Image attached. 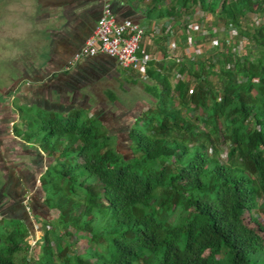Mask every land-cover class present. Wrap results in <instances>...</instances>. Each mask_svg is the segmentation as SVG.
<instances>
[{"label": "trees", "instance_id": "1", "mask_svg": "<svg viewBox=\"0 0 264 264\" xmlns=\"http://www.w3.org/2000/svg\"><path fill=\"white\" fill-rule=\"evenodd\" d=\"M116 1L146 21L171 19L174 38L165 28L153 51L141 42L140 56L156 53V46L165 55L147 63L145 81L133 71H115L119 64L108 55L84 58L53 77L65 82L59 92L72 95L66 105L47 97L49 111L14 126L16 139L35 144L34 156L46 168L33 177L32 209L21 194L17 206L0 214V264H255L250 257L264 253V238L245 215L257 223L254 213L264 218V0ZM107 2L118 22H137L119 15L110 0H96V14L66 12L56 35L69 46L66 55L92 35ZM196 23L202 52L177 62L168 43L185 48ZM84 60L93 71L77 68ZM98 62L107 64V73L143 84L149 99L133 123L124 126L120 116L92 114L84 105V87L105 73ZM105 94L121 105L114 90ZM34 121L42 122L45 135L26 133ZM123 132L126 153L118 147ZM15 177L6 190L19 184ZM30 217L42 231L32 257ZM81 239L83 252L75 247Z\"/></svg>", "mask_w": 264, "mask_h": 264}, {"label": "rangeland", "instance_id": "2", "mask_svg": "<svg viewBox=\"0 0 264 264\" xmlns=\"http://www.w3.org/2000/svg\"><path fill=\"white\" fill-rule=\"evenodd\" d=\"M23 1L0 0V192L6 190L5 185L9 186V181L15 177V174L19 178V184L15 179L14 185L10 186L11 189H15H8L4 192V200H0V204L4 203V208H2L3 206L0 208V214L10 212L11 208L17 206L14 202L18 201L21 194L26 199L24 204H28V208L25 206L28 210L32 209L36 203L35 197H30L29 193L32 191L33 177L39 178L42 174L39 172L40 166L42 165L45 170L46 161L43 157L38 159L34 156L36 155L35 150H37L35 144L29 146L22 138L16 139L17 136L13 128L17 125L23 127L21 117L26 119L32 115L39 118V113L49 111L44 105L46 98L51 100L59 98V90L52 94V98L51 89L61 87L60 85L65 83L64 81L63 83H61L62 81L44 83V78L38 75L49 69L46 64L49 60L47 58L49 44L42 32L46 29V21L42 14L45 12L38 11V4L34 1L28 2L26 7L20 5ZM30 7L32 8L28 11ZM213 19L210 17L209 21L212 22ZM215 43L213 42V44ZM32 83H36V85L33 86ZM85 87L83 95L79 96L82 99L87 98L84 105L91 109V113L111 112L112 116L113 114L115 117L120 116L124 126L133 123L135 115L141 108L147 106L149 99L141 82L136 84L127 82L116 72L99 75L94 78L90 87ZM108 89L114 90L120 96L121 105L109 102L105 94ZM43 98L45 99L42 102ZM107 118L109 122H113V119ZM41 127L42 122L34 121L32 128L26 133H36L38 137H41L45 135ZM114 127L111 129L113 130ZM119 135L118 147L120 151L126 153L128 152L126 134L123 132L122 135L121 133ZM27 150L35 151V153L29 154ZM20 171L21 174H18ZM36 186L37 182L35 181L33 188ZM35 190L33 189L34 192ZM11 216L16 215L12 214ZM253 217H257L259 226L248 213L245 215L246 223L250 227L259 229L264 238V230L261 229V227L264 228V218L258 217L257 213H254ZM29 219L34 228V234L29 240L32 257L36 250L38 251L36 242L41 238L42 231L36 219L32 217ZM75 247L79 252H83L87 243L81 239L77 241ZM34 249L36 250L33 251ZM21 257L22 255L18 259L20 260ZM250 259L255 264H264V253L256 252L251 255ZM28 264H31V261Z\"/></svg>", "mask_w": 264, "mask_h": 264}, {"label": "built area", "instance_id": "3", "mask_svg": "<svg viewBox=\"0 0 264 264\" xmlns=\"http://www.w3.org/2000/svg\"><path fill=\"white\" fill-rule=\"evenodd\" d=\"M172 25V21L169 22ZM166 31L170 40H173L175 31L168 25ZM202 25H191L188 31L190 37L185 48L178 47L174 41L168 43L169 55L181 62L185 56L192 57L201 54L202 49L197 45V32ZM215 32V28L212 29ZM147 28L138 22L126 19L118 22L111 13L109 4H106L102 16L91 36L87 38L84 45L68 61V68H75L77 64L88 57H96L100 54L115 58L119 66L126 71H133L141 80H147V63L152 60H163L165 55L162 51L146 53L140 56L141 42L146 35ZM209 33V32H208ZM182 48V49H181ZM194 87H192V90Z\"/></svg>", "mask_w": 264, "mask_h": 264}, {"label": "crops", "instance_id": "4", "mask_svg": "<svg viewBox=\"0 0 264 264\" xmlns=\"http://www.w3.org/2000/svg\"><path fill=\"white\" fill-rule=\"evenodd\" d=\"M33 1L38 4L37 6V8H39L38 11L45 12L42 14L44 16L43 17L44 20L46 21V29L42 30V32L46 38L47 43L49 44V47H48L49 50L47 53L48 55L47 58H49V60H48V63H46L47 66H49V69H46L44 72L45 77H44L43 82L44 83L55 82L53 78L54 76H56L58 73H61L58 77H62L61 76L62 72L71 70L70 68H68V61L72 58V56L78 50H80V48L84 45L85 41L87 40L86 39L84 43L77 45L69 56L66 55L65 49L69 50V46L67 44H63L62 42H60L58 38L56 37L57 34L62 32V28L67 22V19H66L67 16L65 17L66 12H68L73 17L82 16L84 13H87V12L91 14L92 12H94L96 14L97 13V10H96L97 3H96V0H24L22 4L20 5H23L26 7L28 2L30 3ZM110 1H114L115 3L117 2L116 6H117V12L119 13V15H122V14L132 15L133 18L138 23L146 26L147 32L142 41H145V45L151 47V50L153 51V45H155V40L159 38L158 35L160 34V32L163 31V29L166 28L167 24H169V22L172 20L169 18H164L162 20L146 21L144 16L138 10L135 11L134 9H132L128 3L126 4L124 2L116 1V0H110ZM78 2H83V5L80 6ZM106 4H109V3L107 2ZM106 4L104 5V7L106 6ZM139 7L142 9L145 7V5H140ZM31 8L32 7H30L28 11ZM110 8H111V5H110ZM82 20L83 19L81 17H78V22L75 23V25H77V27H80V21ZM155 48H156V54H157L159 51H158L157 46ZM94 66L96 68H98V66L100 68L103 67L105 70L103 69L101 71H104L105 73L109 72L106 70L107 64L105 66L103 62L101 63L98 62V65H94ZM77 68L83 69L87 72L93 71L90 69L89 62L87 60H84L83 62H81ZM119 68L121 67L116 64V67L114 69L115 71H117V69ZM56 91H57L56 88L51 89V97H52V94H54V92ZM59 98L60 100H62L63 98L62 105H66L67 101H65L64 99L71 100L72 95H69L66 92L65 93L59 92ZM51 101L56 102L57 100H54L53 98Z\"/></svg>", "mask_w": 264, "mask_h": 264}]
</instances>
